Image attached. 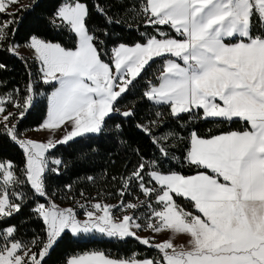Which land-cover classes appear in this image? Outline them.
Here are the masks:
<instances>
[{"label": "snow or ice", "instance_id": "1", "mask_svg": "<svg viewBox=\"0 0 264 264\" xmlns=\"http://www.w3.org/2000/svg\"><path fill=\"white\" fill-rule=\"evenodd\" d=\"M0 51L26 76L0 92V144L22 153L0 157V264H47L60 244L99 238L145 251L73 250L57 264H264V0H58L51 12L0 0ZM101 142L123 171H95ZM80 166L93 171L52 186Z\"/></svg>", "mask_w": 264, "mask_h": 264}, {"label": "trees", "instance_id": "2", "mask_svg": "<svg viewBox=\"0 0 264 264\" xmlns=\"http://www.w3.org/2000/svg\"><path fill=\"white\" fill-rule=\"evenodd\" d=\"M24 2V1H23ZM58 0H43V4L48 6V11L51 12L53 7L56 5ZM89 4H92L93 0H88ZM101 2H105V0H101ZM108 3H113L114 0H107ZM26 3H28V0H26ZM40 10L38 9L37 12ZM96 23H102V18L99 16L94 17ZM35 30V20L33 16H29L28 19H26L23 22L22 27L20 28L19 32L17 33L16 40L19 42H23L27 39L30 32ZM119 30V29H118ZM125 38L129 41L134 40L137 38V33L123 31L122 33ZM0 63H5L7 65V70H0V81H5L6 86L0 87V92H4L7 90H10L11 88L15 86H21L23 87L26 76L24 71V66L22 62L17 59L16 57L8 54L5 51H0ZM137 93H139V89H137ZM46 114V109L41 108L37 109L35 112H32L31 115L27 116L20 124V129L23 131L24 129H33L35 128L39 123L42 122L44 115ZM186 119V117H185ZM211 124H204L200 123L198 127L201 130H206L207 127H211ZM127 132L129 134V139L133 142H139L140 146L146 147L147 146V139L144 137H141L134 128L129 127L127 129ZM102 143V154L101 157L97 159L96 165H95V171H99L101 168L107 167L110 173H119L123 171L122 164L123 159L121 156H116V164L111 165L108 164L106 161V153L109 151H113L116 149V145L111 142H101ZM77 147H81L80 145H77ZM63 151V149H62ZM70 151V150H69ZM67 154V153H65ZM0 157H7L12 160H14L16 163L22 162V153L18 148L15 147H6L3 144H0ZM134 159V158H133ZM131 167V164H129V168ZM93 171V169H90L87 166H80L75 169H73L71 172H69L67 175L61 177L60 179H53L51 181L52 186L55 187L57 185H62L65 182H70L71 180L76 179L77 176H84L85 174H90ZM187 171V169L185 170ZM82 187L85 188V190L90 193L94 194L95 189L88 186L87 184H82ZM57 202L60 203L58 200ZM110 203H115V200H109ZM26 214V213H25ZM20 219H23V217H17L16 220H13V223H18ZM40 224L38 222H31L30 224L26 225L25 228L27 229H35L39 231ZM22 229V233H23ZM29 235H31V231L28 232ZM92 248H98L105 251H110L115 256L120 255H127L129 254L133 249L138 250L140 252H144L145 248L143 246H140L132 239H129L127 243H117L114 241H111L109 239L105 238H99L97 240L91 241V242H84L81 244H72L68 242H64L60 244V246L55 250V252L52 253V256L50 259H48L47 264H57V262L62 261L65 254L76 250H87ZM148 254L151 255L153 253V250H147Z\"/></svg>", "mask_w": 264, "mask_h": 264}, {"label": "rangeland", "instance_id": "3", "mask_svg": "<svg viewBox=\"0 0 264 264\" xmlns=\"http://www.w3.org/2000/svg\"><path fill=\"white\" fill-rule=\"evenodd\" d=\"M24 1V3H26V0H23ZM21 52H22V54L23 55H25V56H29L30 57V51L29 50H26V49H21ZM30 136H33L34 138H37V139H42L46 134L45 133H42V132H35V131H31V132H29L28 133ZM59 203V202H58ZM140 235H148V233H146V232H141L140 233ZM164 238H166L164 235H161L160 237H159V239H164ZM105 239H108V238H105ZM181 241H182V239H181Z\"/></svg>", "mask_w": 264, "mask_h": 264}, {"label": "crops", "instance_id": "4", "mask_svg": "<svg viewBox=\"0 0 264 264\" xmlns=\"http://www.w3.org/2000/svg\"><path fill=\"white\" fill-rule=\"evenodd\" d=\"M182 239V238H181Z\"/></svg>", "mask_w": 264, "mask_h": 264}]
</instances>
